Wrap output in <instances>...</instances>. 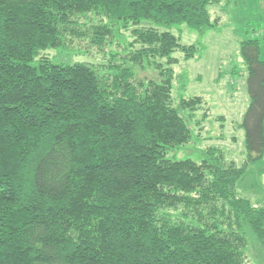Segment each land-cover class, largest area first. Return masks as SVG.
<instances>
[{
  "label": "trees",
  "instance_id": "16d2710c",
  "mask_svg": "<svg viewBox=\"0 0 264 264\" xmlns=\"http://www.w3.org/2000/svg\"><path fill=\"white\" fill-rule=\"evenodd\" d=\"M220 1L0 0V264H244L249 253L264 264V207L237 194L264 158L257 41L239 46L246 162L214 148L199 165L169 156L191 141L187 110L202 102L172 104L173 55L201 48L170 30L215 29ZM67 41L124 49L101 71L37 58ZM148 70L157 78L138 76Z\"/></svg>",
  "mask_w": 264,
  "mask_h": 264
},
{
  "label": "rangeland",
  "instance_id": "374dc122",
  "mask_svg": "<svg viewBox=\"0 0 264 264\" xmlns=\"http://www.w3.org/2000/svg\"><path fill=\"white\" fill-rule=\"evenodd\" d=\"M208 12L215 23L213 30L201 35L185 26H175L170 30L180 44L201 48L199 54L188 61L182 60L181 53L173 55L180 61L170 65L174 74L170 93L172 104L176 106L180 99L193 97H201L202 102L191 105L187 110L192 118L191 141L169 156L176 160L190 159L199 165L202 154L214 148L217 154L224 155L226 161L242 166L247 158L241 123L250 99L246 87V65L240 56L239 46L247 40L257 41L259 59L264 62V0H221L219 4L210 6ZM84 19L90 25L105 21L95 13L87 14ZM123 35L125 42H132L129 33ZM65 47V50L41 52L37 58L46 57L54 63H87L101 71L108 65L112 52L121 53L124 49V45L118 46L117 42L95 48L85 41H67ZM158 62L166 68L165 60ZM138 76L157 78L151 70ZM237 194L248 199L253 206L264 207V161L248 166ZM182 207L179 206L177 211ZM251 256L249 253L244 264H259Z\"/></svg>",
  "mask_w": 264,
  "mask_h": 264
},
{
  "label": "crops",
  "instance_id": "0c3cea01",
  "mask_svg": "<svg viewBox=\"0 0 264 264\" xmlns=\"http://www.w3.org/2000/svg\"><path fill=\"white\" fill-rule=\"evenodd\" d=\"M230 161H231V160H230ZM262 161H264V159H263Z\"/></svg>",
  "mask_w": 264,
  "mask_h": 264
}]
</instances>
